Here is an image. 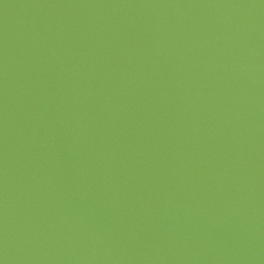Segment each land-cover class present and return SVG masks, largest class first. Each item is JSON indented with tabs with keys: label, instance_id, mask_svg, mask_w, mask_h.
<instances>
[{
	"label": "water",
	"instance_id": "1",
	"mask_svg": "<svg viewBox=\"0 0 264 264\" xmlns=\"http://www.w3.org/2000/svg\"><path fill=\"white\" fill-rule=\"evenodd\" d=\"M2 264H264V0H0Z\"/></svg>",
	"mask_w": 264,
	"mask_h": 264
},
{
	"label": "snow or ice",
	"instance_id": "2",
	"mask_svg": "<svg viewBox=\"0 0 264 264\" xmlns=\"http://www.w3.org/2000/svg\"><path fill=\"white\" fill-rule=\"evenodd\" d=\"M0 264H2V262H0Z\"/></svg>",
	"mask_w": 264,
	"mask_h": 264
}]
</instances>
